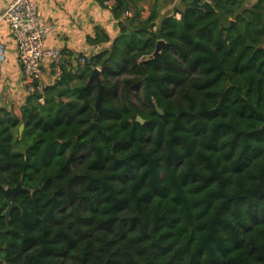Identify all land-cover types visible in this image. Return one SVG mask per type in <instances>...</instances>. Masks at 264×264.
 Returning a JSON list of instances; mask_svg holds the SVG:
<instances>
[{
	"label": "trees",
	"instance_id": "16d2710c",
	"mask_svg": "<svg viewBox=\"0 0 264 264\" xmlns=\"http://www.w3.org/2000/svg\"><path fill=\"white\" fill-rule=\"evenodd\" d=\"M212 1L157 30L135 6L21 117L0 107V264H264V0Z\"/></svg>",
	"mask_w": 264,
	"mask_h": 264
},
{
	"label": "crops",
	"instance_id": "0c3cea01",
	"mask_svg": "<svg viewBox=\"0 0 264 264\" xmlns=\"http://www.w3.org/2000/svg\"><path fill=\"white\" fill-rule=\"evenodd\" d=\"M11 1L0 0V17ZM102 1L37 0L42 21H54L59 26L58 31L48 37L47 46L62 47L66 54L65 63L70 67L79 64L84 66V60L110 49L113 40L122 33L127 19L134 18L135 6L140 8L141 20H150L154 15L156 16L155 30L168 15L175 14V17L180 19L181 13L177 11L184 10L186 6L183 0H122V2L110 0L111 7H105ZM191 1L188 0L187 5ZM209 1L214 5L212 0ZM120 4L124 6L127 4L129 7L118 16L115 9ZM139 23V20L133 21L134 25ZM99 31L107 34L110 41L98 38ZM0 42L4 52L0 66V107L7 108L21 117L22 107L31 94L17 58V46L11 38L9 26L5 21L0 22ZM49 75V71H45L44 79H48ZM23 132L19 128L20 136Z\"/></svg>",
	"mask_w": 264,
	"mask_h": 264
},
{
	"label": "built area",
	"instance_id": "2783aa9c",
	"mask_svg": "<svg viewBox=\"0 0 264 264\" xmlns=\"http://www.w3.org/2000/svg\"><path fill=\"white\" fill-rule=\"evenodd\" d=\"M102 2L105 7H111L110 0ZM2 21L8 24L11 38L17 46V58L29 93L36 90L42 92L45 86L60 81L65 65V51L62 47L47 46L48 37L57 32L59 26L54 21H42L37 0H12L1 14ZM3 55L0 42V66ZM45 71H49L48 79H44ZM40 101L43 102V98Z\"/></svg>",
	"mask_w": 264,
	"mask_h": 264
},
{
	"label": "water",
	"instance_id": "95a60500",
	"mask_svg": "<svg viewBox=\"0 0 264 264\" xmlns=\"http://www.w3.org/2000/svg\"><path fill=\"white\" fill-rule=\"evenodd\" d=\"M119 2H122V0H118ZM190 7H194V8H200V9H203L205 10L206 12H212V11H215V7L213 5V3H211L209 0H192L191 2H189L188 4ZM154 13V12H153ZM152 13V14H153ZM165 46V40L161 39V40H158L157 41V44H156V49L155 51L153 52L152 55L149 56V58L151 57H155L157 56L158 54H160L163 50ZM93 81H96L98 86H99V90H98V98H97V102H96V105H95V117L98 116V112H100L101 110V107H102V96H103V90H104V85H103V82H102V78H101V70L97 67L93 70L92 74H91V77H90V80H89V83L93 82ZM81 89L85 88L86 86H79ZM72 89L71 86H68V87H64V88H60L58 89V94H62L66 91H70ZM156 106V109L157 111L160 113V114H164V110L162 108H160L158 106V104H155ZM131 119H135L136 121L140 122V123H144L145 122V119L141 116V115H137L135 111H132L131 112ZM98 123L97 122H93L92 125L90 126L89 129H91L92 127H98ZM25 129V124H21L20 126V131L23 132ZM8 193L11 195L12 197V201H11V204L9 205V207L6 209L5 213H4V216L6 218V221H7V226H6V229L9 230L11 229L10 227V222H11V212L14 208H16L18 205H17V201H16V195L17 193L19 192H28L31 190L30 189H27L23 186L22 182L19 183V185L17 187H14V188H8L7 189Z\"/></svg>",
	"mask_w": 264,
	"mask_h": 264
},
{
	"label": "rangeland",
	"instance_id": "374dc122",
	"mask_svg": "<svg viewBox=\"0 0 264 264\" xmlns=\"http://www.w3.org/2000/svg\"><path fill=\"white\" fill-rule=\"evenodd\" d=\"M240 1H243L242 8H241V10H242L243 8H250L252 6H255L256 4L259 3L260 0H240ZM167 7H169V6H167ZM238 12H239V9L236 11L235 15L231 16L227 20L228 25H230L232 27H240L241 26V23L237 18Z\"/></svg>",
	"mask_w": 264,
	"mask_h": 264
},
{
	"label": "clouds",
	"instance_id": "9594fccd",
	"mask_svg": "<svg viewBox=\"0 0 264 264\" xmlns=\"http://www.w3.org/2000/svg\"><path fill=\"white\" fill-rule=\"evenodd\" d=\"M100 69V68H99Z\"/></svg>",
	"mask_w": 264,
	"mask_h": 264
}]
</instances>
